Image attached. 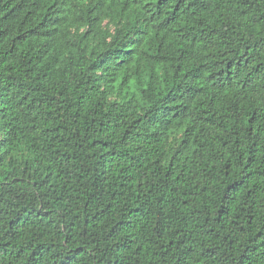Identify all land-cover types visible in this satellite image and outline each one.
I'll return each mask as SVG.
<instances>
[{
	"label": "trees",
	"instance_id": "trees-1",
	"mask_svg": "<svg viewBox=\"0 0 264 264\" xmlns=\"http://www.w3.org/2000/svg\"><path fill=\"white\" fill-rule=\"evenodd\" d=\"M0 264H264V0H0Z\"/></svg>",
	"mask_w": 264,
	"mask_h": 264
}]
</instances>
